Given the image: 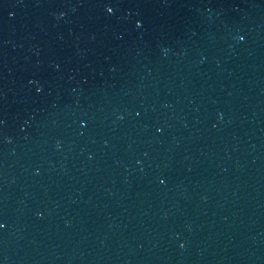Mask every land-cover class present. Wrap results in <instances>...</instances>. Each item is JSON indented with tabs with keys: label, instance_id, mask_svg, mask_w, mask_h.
<instances>
[{
	"label": "water",
	"instance_id": "95a60500",
	"mask_svg": "<svg viewBox=\"0 0 264 264\" xmlns=\"http://www.w3.org/2000/svg\"><path fill=\"white\" fill-rule=\"evenodd\" d=\"M0 264H264V0H0Z\"/></svg>",
	"mask_w": 264,
	"mask_h": 264
}]
</instances>
